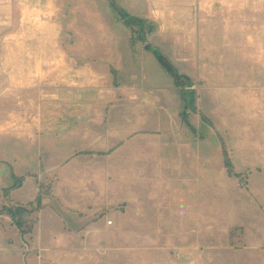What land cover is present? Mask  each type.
I'll return each instance as SVG.
<instances>
[{
  "label": "rangeland",
  "instance_id": "obj_1",
  "mask_svg": "<svg viewBox=\"0 0 264 264\" xmlns=\"http://www.w3.org/2000/svg\"><path fill=\"white\" fill-rule=\"evenodd\" d=\"M188 1L191 16L150 18L97 16L87 8L89 0H0V188H19L28 177L16 175L13 158L30 160L33 187L46 196L57 179L55 166L61 158L73 154L82 164L93 162L96 154L90 149L97 137L81 141L84 137H75L74 130H98L101 126L88 124L86 118L100 114L74 112L73 106L107 103L97 90L106 88L108 76L115 79L116 89L123 82L112 67L91 64L89 56V62L85 59L82 64L77 58L85 56L81 47L89 38L106 35L97 29L117 25L128 29L138 56L145 52L143 44L148 51L157 41L175 47V62L164 56L160 62L166 72L175 74L182 89V119L204 123L195 130L196 136L210 138L212 147L218 142L223 150L222 159L212 156L211 188H239L246 208L257 192L261 203L264 0ZM158 20L171 32L158 34ZM186 92L193 93L191 104ZM114 99L121 102V96ZM106 126L105 120L102 127ZM109 179L117 186L123 180L121 175ZM118 190L115 206L93 217L94 223L106 226L89 230L83 242L87 253L76 258L79 264H264V247L255 246L249 230H230L217 221L204 236L180 240L164 226L159 240L140 241L138 217L132 212L130 224L124 223L126 210ZM236 194L228 190L218 198L212 191L211 203H230ZM29 216L24 214L22 230L31 228ZM242 219L247 222L246 211Z\"/></svg>",
  "mask_w": 264,
  "mask_h": 264
},
{
  "label": "crops",
  "instance_id": "obj_2",
  "mask_svg": "<svg viewBox=\"0 0 264 264\" xmlns=\"http://www.w3.org/2000/svg\"><path fill=\"white\" fill-rule=\"evenodd\" d=\"M89 1L87 8L97 16L192 15L188 0ZM158 24V34L171 32L162 20ZM96 31L106 35L92 36L84 42L85 47L81 48L86 49L85 56L77 60L82 64L91 57V64L112 67L119 82H123L122 88L116 89L115 79L108 76L106 88L97 90V96L106 97L107 103L73 106L74 112L100 114L86 118L88 124L100 125L98 130H74L75 137H84L81 141L88 136L97 137L92 148L85 144L96 156L88 165L73 158V154L61 158L55 166L58 176L48 196L33 187L30 160L12 159L16 175L28 177L19 188H0V264H79L76 258L87 253L83 242L89 230L106 226L102 221L94 223L93 217L115 206L118 189L126 210L124 223L130 224L132 212L137 215L140 241L159 240L164 226L170 229L172 237L188 240L194 235L208 234L210 224L219 222L230 230H249L255 246L263 248L264 199L260 203L253 188L256 200L246 208L239 188H211L212 156L213 160L222 159L223 150L218 142L212 147L210 138L196 136L195 130L204 123L182 119V89L175 74L166 72L160 62V55L175 62V47L157 41L148 51L143 44L145 52L138 56L132 51L135 47L131 46L130 32L124 26H105ZM59 59L63 63V58ZM94 74L91 73L93 79ZM116 96H121V102L115 101ZM76 122L83 124V120ZM119 175L123 178L121 186L109 179ZM228 190L238 193L230 203H211L212 191L221 198V192ZM13 205L31 210L27 220L32 226L26 233L5 212L6 207ZM245 211L247 222L242 219ZM25 244L34 252H25Z\"/></svg>",
  "mask_w": 264,
  "mask_h": 264
},
{
  "label": "trees",
  "instance_id": "obj_3",
  "mask_svg": "<svg viewBox=\"0 0 264 264\" xmlns=\"http://www.w3.org/2000/svg\"><path fill=\"white\" fill-rule=\"evenodd\" d=\"M160 57H163V56L160 55ZM172 74H174V73H172ZM192 97H193L192 92H186V101L188 100L187 103H190V104L192 103L191 102ZM5 211H7L9 213V215L13 218V220L15 221L18 228L21 229V231H23V233H26L25 230H22L23 229V216H24V214L31 213V210H29L28 207L16 205L14 207H6Z\"/></svg>",
  "mask_w": 264,
  "mask_h": 264
},
{
  "label": "built area",
  "instance_id": "obj_4",
  "mask_svg": "<svg viewBox=\"0 0 264 264\" xmlns=\"http://www.w3.org/2000/svg\"><path fill=\"white\" fill-rule=\"evenodd\" d=\"M24 249H25V252H30V248H29L28 244H25Z\"/></svg>",
  "mask_w": 264,
  "mask_h": 264
}]
</instances>
